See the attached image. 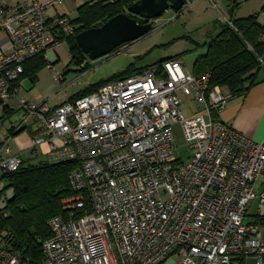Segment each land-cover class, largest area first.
I'll return each mask as SVG.
<instances>
[{
    "label": "built area",
    "instance_id": "obj_1",
    "mask_svg": "<svg viewBox=\"0 0 264 264\" xmlns=\"http://www.w3.org/2000/svg\"><path fill=\"white\" fill-rule=\"evenodd\" d=\"M62 2L0 0V103L15 96L26 110L0 143V181L23 163L10 142L32 117L35 156L46 146L51 162L78 161L70 174L76 193L63 201L66 214L49 220L42 264H165L173 255L174 264H264V224L246 221L252 204H264V138L216 118L235 96L210 87L208 72L170 59L58 105L19 97L15 83L39 54L56 83L65 79L56 49L77 25L48 14ZM186 98L198 105L194 115ZM176 123L194 151L188 160L175 152ZM0 264H22L2 239Z\"/></svg>",
    "mask_w": 264,
    "mask_h": 264
},
{
    "label": "trees",
    "instance_id": "obj_2",
    "mask_svg": "<svg viewBox=\"0 0 264 264\" xmlns=\"http://www.w3.org/2000/svg\"><path fill=\"white\" fill-rule=\"evenodd\" d=\"M137 1L139 0H94L79 7L78 17L73 19L77 31L67 39L72 62L80 67L79 71L89 70L90 62L89 56L76 40L77 34L100 26L121 13H127L140 23H146L145 19L129 12V7ZM239 6L238 0L230 2V19L235 27L220 20L222 30L206 43L207 52L196 59L193 68L197 75L206 72L211 75L210 87L227 86L234 96L247 93L258 83L257 75L262 66L261 59H264V41L261 40L264 24L259 21V14L235 18L234 14ZM262 11L264 12V7ZM176 12L182 13L183 9ZM153 24L155 28V22ZM180 56H172L157 64L178 59ZM48 65L49 61L44 53L31 58L25 63L24 73L15 86H19L25 78L36 83L40 72ZM141 69L143 68L132 64L126 70L92 84L67 100L93 93L102 85L131 76ZM77 166L76 160L51 162L45 159L40 162H27L23 159L16 171L1 179L0 182H5V188L0 192V199L7 191L13 190V194L8 200L7 208L0 210V240L7 241L20 254L22 264H42L44 242L52 236L49 220L56 215L66 214L63 201L76 193L70 183V174ZM253 221L264 224V214L255 215Z\"/></svg>",
    "mask_w": 264,
    "mask_h": 264
},
{
    "label": "rangeland",
    "instance_id": "obj_3",
    "mask_svg": "<svg viewBox=\"0 0 264 264\" xmlns=\"http://www.w3.org/2000/svg\"><path fill=\"white\" fill-rule=\"evenodd\" d=\"M190 1L189 5L194 2V0ZM238 1L241 2V6L235 13L236 16H246L256 10L260 13L264 4V0ZM215 2L218 8L210 0H198L190 10H184L182 13H177L172 9L167 10L154 21L155 28L150 33L103 57L95 60L89 58L90 69L86 72L79 71L80 67L72 62L69 44L65 42L56 49L58 61L54 64V67L64 75V81L56 83L54 74L48 65L40 72L39 80L36 83L30 78L23 79L19 97H23L27 101L60 104L92 84L109 79L126 70L132 64L137 68L151 66L166 56H173L177 53H182L181 59L185 68L193 70L196 59L207 52L205 42L217 35L223 28L222 24L218 23L216 29L213 30V23L218 19L223 21V15L230 17L229 10L222 0H215ZM261 14L263 13L261 12ZM208 29L215 33H207ZM6 104L13 111L11 114L2 115L5 110H0V140L4 138L9 129L18 126L26 114V110L20 105L17 97H11L6 101ZM197 107L198 105L189 101V98L184 100V109H186L187 115H194V109ZM24 126L23 130L11 140V148L14 152H23L22 157L27 162L45 160L46 157L43 154L33 158L35 155L29 150L33 136L31 133L32 120ZM173 128L177 145L176 155L180 160H188L194 151L191 143L187 141L182 123H176ZM248 212L246 221H253L258 213L264 214V204H259L256 201ZM179 260L177 255H173L165 264L178 263Z\"/></svg>",
    "mask_w": 264,
    "mask_h": 264
},
{
    "label": "crops",
    "instance_id": "obj_4",
    "mask_svg": "<svg viewBox=\"0 0 264 264\" xmlns=\"http://www.w3.org/2000/svg\"><path fill=\"white\" fill-rule=\"evenodd\" d=\"M20 1H28L30 3H34V2H45L47 0H8V2L12 3V4L20 2ZM93 1L94 0H63L62 3L56 4L55 6L50 7L48 9V14L50 16L68 15L72 19H76L78 17V14H79V12H78L79 7L81 5L87 3V2H93ZM197 1L198 0H194V2L191 5H189L191 1L188 0L187 4L183 7V12H184V10H190L191 7L194 5V3ZM222 2L226 5V7L229 10L230 0H222ZM239 3L241 6V2H239ZM189 6H190V8H189ZM239 7L236 9L235 13L239 10ZM263 7H264V4L262 6V9H263ZM261 12L263 14H261ZM261 12L258 13L256 10V11L251 12V14L246 15V16H236L234 14V17L235 18H244V17H248L250 15L259 14V21L262 24H264V12L262 10H261ZM228 18H231V17H228ZM219 21L220 20L218 19V20H216V22L213 23V30L216 29V26L219 23ZM213 30L211 31L210 29H208L207 33H215V31H213ZM207 42H205V45ZM196 43H198V42H196ZM198 45H199V43H198ZM175 55H181L178 59H180L182 61V59H181L182 53H177ZM175 55H173V56H175ZM170 57H172V55L166 56V58H164L162 60H165V59L170 58ZM162 60H160V61H162ZM158 62H156L155 64H153L151 66L148 65L146 67H142L143 69H141L140 71H142L146 68L153 67V66L157 65ZM189 71H193V70H189ZM257 80H258V83L255 86H253L247 93L233 97L229 101V103L227 104L226 108L216 114V118H218L223 123H225V124L233 127L234 129L246 134L247 136H249L250 138H252L253 140L258 142V141H262L264 138V65H262L260 70L258 71ZM19 92H20V90H19ZM51 105H58V104H51ZM0 110H5L2 113V115L5 113L11 114L13 111L12 108L10 106H8L6 103H0ZM30 120H32L31 133L33 135L32 136V139H33L38 134V132L36 130V121L34 120L33 117L30 118L28 121H30ZM22 122H23V120H22ZM16 127L17 126H13L11 129H9L7 131V133H5L4 138L2 140H0V143L3 142L7 137H9ZM19 133L14 134L12 139L15 136H17ZM29 150H31V146H30ZM12 151H13V149H12ZM46 151H47L46 146L41 147L40 148V154L38 157H40L41 154H43L46 157V159H48V156L46 155ZM14 153H20L22 155L23 152L20 151V152H14ZM34 157L35 156H33V158Z\"/></svg>",
    "mask_w": 264,
    "mask_h": 264
},
{
    "label": "water",
    "instance_id": "obj_5",
    "mask_svg": "<svg viewBox=\"0 0 264 264\" xmlns=\"http://www.w3.org/2000/svg\"><path fill=\"white\" fill-rule=\"evenodd\" d=\"M188 0H139L129 7V12L146 20L140 23L127 13L118 14L100 26L86 29L77 34L76 40L82 50L95 60L103 57L125 43L136 41L150 33L153 22L167 10L180 11ZM5 182L0 183L3 192ZM13 190L7 191L0 199V210H5Z\"/></svg>",
    "mask_w": 264,
    "mask_h": 264
}]
</instances>
